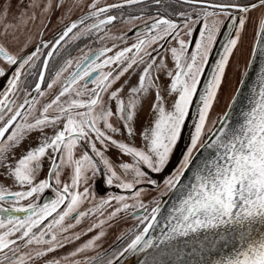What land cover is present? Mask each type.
<instances>
[{
	"label": "snow or ice",
	"instance_id": "6c2138e0",
	"mask_svg": "<svg viewBox=\"0 0 264 264\" xmlns=\"http://www.w3.org/2000/svg\"><path fill=\"white\" fill-rule=\"evenodd\" d=\"M177 2L201 5L193 8L195 19L193 12L183 11L177 13L181 23L165 15L146 20L143 16L128 18L126 24L135 26L137 20L144 24L135 33V42L115 51V43L89 49L80 57L65 60L47 82V89H52L63 80L60 90L42 107H38V97L46 94L42 84L58 46L66 39L75 41L89 35L98 36L101 42L123 40L108 35V26L117 20L111 10L141 5L145 0H121L104 6H100L101 0H92L87 13L67 24L54 43L41 42L34 50L25 51L29 38L21 49L23 54L12 48L20 43L27 26L37 20L36 10L43 18L54 8L63 7L65 0H30L31 11L21 12L14 22L7 21L10 9L0 8V63L9 69L15 66L0 91V182L11 179L20 188L10 191L0 186V264H123L128 256L141 254L138 264H264V68L258 87L252 89L246 109L240 112L239 122H230V111L210 119L225 69L253 11L260 15L251 51L253 56L258 52L264 57V0L243 4L236 0ZM81 3L72 0L68 11ZM154 3L163 5L164 0ZM89 20L92 22L86 23ZM224 20L231 21L227 27L232 32L226 34L219 58L202 83ZM197 27L198 38L190 47ZM172 41L177 46L164 47ZM43 50L48 51L42 59ZM165 52H170L174 61V70L167 71L170 82L164 86L167 95L174 97L171 105L165 106L164 96L157 90L149 109L154 115L140 133L142 146L118 141L114 138L117 134L128 138L136 135L141 100L150 90L159 89V77L154 72L166 67ZM134 66L143 68L125 100L121 98L122 89L112 88ZM6 75L7 69L0 67V78ZM29 75L38 76L31 91L26 84ZM240 91L236 89L237 94ZM21 93L22 102H18ZM236 101L234 95L228 108L232 109ZM112 102L115 111L108 106ZM193 105L196 118L189 142L175 171L161 185L151 174L163 172L180 149ZM48 129H52L51 134ZM33 133H39L36 146L7 163L17 146ZM112 148L118 157H131L132 162L114 164L106 156ZM201 150H211L212 155L196 166L191 182L184 184L182 177ZM45 160L48 169L45 178L39 179ZM64 174L68 182L62 180ZM97 179L130 195L97 198L90 191ZM138 185L155 188L159 196L145 203L142 197L150 189ZM47 189L54 198H44ZM174 191L177 198L165 214L160 197ZM121 214L135 221L133 228L116 237L123 246L98 251L106 235L104 226L110 227ZM86 219L92 223L74 231ZM97 229L95 235L66 255H51Z\"/></svg>",
	"mask_w": 264,
	"mask_h": 264
},
{
	"label": "water",
	"instance_id": "95a60500",
	"mask_svg": "<svg viewBox=\"0 0 264 264\" xmlns=\"http://www.w3.org/2000/svg\"><path fill=\"white\" fill-rule=\"evenodd\" d=\"M118 2H121V0L114 1V2H104L103 1V2H101L100 6H104L105 4H110V3H118ZM194 7H201V5L194 6ZM87 11L88 10H86L83 13L77 15L74 19L70 20L68 22V24H70L72 21L78 20L81 16L86 14ZM230 11L232 12L233 15L236 14L234 10H230ZM156 15H161V14L128 15L129 17L128 16H126L127 18L124 17L125 18L124 20L126 21L128 18L133 17V16H143L145 18V20H146L148 17L156 16ZM259 15H260V13L257 16H250L251 19H249V21H248V23L250 22V20H253L254 22H256L255 26H254V30H251L250 28H248L249 33L253 34V38L252 39H248V43L246 45V48H248V51L250 53H249V55H247V60L245 61L246 62L245 66L241 69V74L239 76V80L237 78V82L235 83V90H234L229 102L227 103L226 107L223 110V112L230 111L232 113V116L230 118V122L234 123V124L239 122L242 119V117L240 116V112L246 109V106H247V103H248V98L252 94V89L258 87V77H259V74L261 72V69L264 68V57H261L258 52H257V54L255 56H253L252 55V51H251L253 45L256 43V40H255V29H256V26L258 24ZM193 18L195 19V14H193ZM221 19H224V18L222 17ZM173 20L176 21L177 23H181L182 22V18L179 17V16H178L177 19H173ZM134 23H135V26H133L132 24H126L124 22V24H123L124 28L122 30V35H115V37H123L124 38L123 40H121V39H116V40L111 39V40L107 41L106 43H101V45H98L97 47H91L90 49L95 50V49L103 47V46L112 47L113 43L117 44V46H118L116 49H114V51L115 50H119V48H122L124 46H130L131 43L135 42V33L137 31L143 29V27H144L143 22L140 21V20H137ZM229 23H231L230 20H224V24L221 26L220 33L218 34V42L214 45L212 53H211V56H210V59H209V63L205 67V72H204V74L202 76V83L207 81V78H208V76L211 73V69H212V66H213L215 60L219 58V53H220V51H222V44L224 43V41L226 39V34L232 32V29H229L227 27V25ZM63 29H62V31H63ZM129 29H132V30L129 31ZM185 38H186V40L188 39L187 36H184V39ZM195 38H198V27H197V30L194 32L193 43L190 45V47L194 46V39ZM86 46H83V47H86ZM173 46H177L175 41H172L171 44H165L164 45L165 48H170V47H173ZM83 47H81L80 49L82 50ZM80 49H78L76 51V53L78 51H81ZM88 50L89 49L87 48V51ZM111 54L112 53H109V55H111ZM249 61H251L250 64H249ZM142 68H143V66H140L139 68H136L134 66V69L130 70L128 73H126L113 86L112 90L115 91L116 89H122L121 98H124L126 100L127 97H125V96H127V93L129 91V89L132 86H135L137 84L140 72L142 71ZM172 70H174V61H172ZM154 76H158L159 77L157 72H154ZM241 79H243V81H244L243 84L240 83ZM158 81H159V79L156 80V84H158ZM237 88L241 89L239 94H237V92H236ZM157 90H159V89H155L154 88L152 90L153 98H154L155 92ZM33 95H35V93H33ZM234 95L237 96V101L233 105V108L229 109L228 108V104L232 103V97ZM39 101L44 102V104L48 103V99H44L43 100L42 97H41V99ZM50 101H51V99H50ZM143 102H144V98L141 100V103H143ZM111 105H113V107L115 109V103L112 102L108 106L111 107ZM142 105L143 104L140 105L138 111H140ZM223 112L221 113V115L223 114ZM195 113H196V107H195V105H193V107L191 109L190 118H188V120H187V127L183 131V140L180 143V149L173 153V156H172V158L170 160V163L166 166V168L164 169L163 172H161L159 174H151L152 178L157 180L161 185L163 184V180L165 178H167L168 176H170L172 174V172L175 171L176 167L179 164L180 159L182 158V150H183L184 146L187 145L188 142H189L190 133L192 131V126L195 123V118H196L195 117ZM47 131H48L49 134L52 133V129H48ZM38 135H39V133H36L35 136L31 137V140H36V137ZM97 147H100V145L97 144ZM113 149L114 148L109 149V151L106 152V156H108L111 159L113 158V155H112ZM77 154H79V153H77ZM211 155H212V151L211 150H201L200 152L196 153L195 154V161H194L193 165L190 167V169L186 171L185 176L182 177V182L184 184L190 183L191 182V177H192V172L195 170L196 166L198 164L202 163L204 159L209 158ZM128 158L130 159V157H128ZM13 160H14V158H13ZM47 169H48V166H47ZM47 169H46V172H47ZM145 171H147V169H145ZM44 176H45V174H44ZM44 176L39 177V179H44L45 178ZM13 186H14V183H13V185H9L7 188L9 190L11 189L10 191H16V188H14ZM137 187L138 188L145 187L147 189H150L149 191L151 193L148 196H146V194L143 196V199H145V198L148 199L147 201H145V203L149 202L153 197L159 196V194L158 195L156 194L158 192V190L156 191V189L152 188L151 186L138 185ZM90 189H92L91 191L95 193L97 198H99L101 196H107L109 194H126V195L130 194V193H124L122 190L116 189L114 187H108L107 185L103 184L99 179H97L96 183L93 184L90 187ZM18 190H20V188ZM50 192H51V189H47V190H45V193L43 195H46L47 193H50ZM176 198H177V192H175V191L172 192V193H169L166 196L160 197V199L164 203V207L162 208V211L165 214H167V209L169 207H171V205L176 200ZM25 202L26 201H23L22 203H25ZM84 224L85 223L83 222L80 226H83ZM79 229H81V228H79ZM86 237H88V236H82L81 239H84ZM120 243H121L120 241L114 240L113 243H111L106 248H104V249H102L100 251L103 252L105 250H110L114 245H116V244L119 245ZM225 251H227V249H225ZM92 254L93 253H91L89 255H92ZM142 258H143L142 254L140 256H131L130 255L126 259L123 260V264H138L139 260L142 259Z\"/></svg>",
	"mask_w": 264,
	"mask_h": 264
},
{
	"label": "rangeland",
	"instance_id": "374dc122",
	"mask_svg": "<svg viewBox=\"0 0 264 264\" xmlns=\"http://www.w3.org/2000/svg\"><path fill=\"white\" fill-rule=\"evenodd\" d=\"M103 1H107V0H101V2H103ZM193 8H194V6L191 8H189L188 6L187 7L182 6V8H180L178 11L179 12H181V11L193 12ZM195 8H199V7H195ZM193 14H195V13L193 12ZM258 14H259L258 11H253L252 13H250V16H257ZM126 16H128V15H126ZM126 16H125V18H127ZM125 18L122 17V18L118 19V21L113 23L112 25L108 26V29H109L108 35L110 37H115V35H122V30L124 28L123 24L125 22V20H124ZM220 18H222V17H220ZM255 23L256 22H254L253 20H250V22L247 23L246 30L244 32H242V34H241V37H242L241 42L238 44V47L236 49H234V54L230 57L229 64L227 65V67L225 69V75H224V78L222 80L221 88L218 91L217 99L214 103V107L210 112V119H212V120L216 119L219 115H221V113L223 112L224 108L226 107L227 103L229 102V100H230V98H231V96L235 90V83L237 82V78L239 80V76L241 74V69L245 66V63H246L245 61L247 60V55H249V53H250L248 51V48H246V45L248 43V39L253 38V34L249 33L248 28H250L251 30H254ZM109 40H111V39H106V40L101 42L97 39V43L99 45H101V43H106ZM87 48L90 49L91 46L83 47L82 48L83 51L80 49L81 51H78L77 53L75 52L72 55L70 54V56L66 57L64 60L74 59V58L82 56L83 52L87 51ZM163 58H164V64L166 67L164 68V70L157 72L159 75L158 85L160 86L159 91L164 96L165 106L169 107L171 105L174 97H169L167 95V92L164 91V86L170 82L169 78L167 77V71L172 70V59H171L170 52L163 53ZM159 59L160 58H157V62H159ZM65 75H67V73ZM62 82H63V80L58 82L56 85H54V87L52 89H46L45 90L46 94H45V96L42 97V99L43 100L48 99V102H50V99H52L56 94H58ZM152 90H150L149 94H147L144 97V102L141 103L143 105H142L140 111H138V114L136 117L137 119L135 120L136 135L132 138H128L126 134L125 135L117 134L114 137L115 139H117L118 141H123V142L129 143V144H134L136 147L142 146V139H141L140 133H141L142 129L149 124L150 120L152 119V116L154 115V113L150 112V110H149L150 105L153 103V100H154ZM125 97H127V96H125ZM43 104H44V102H42L40 104V107H42ZM111 108H112V110L114 109L113 105H111ZM112 122L114 123V121H112ZM35 135H36V133H33V134L27 136L20 143V145L17 146L14 154H12L10 156V158H14V160H15V159L19 158L29 147H35L37 144V140H31V137L35 136ZM112 155H113V158L112 159L110 158V159L114 164H118L121 161L128 162V163L132 162L131 157H130L131 160L128 158V156H119L118 157L117 150H115V149H113ZM47 166H48V162L45 160L39 177L44 176L46 169H47ZM62 180L64 182H68L67 174L62 175ZM13 187L16 188V190L19 189V186L15 185V184ZM91 190L92 189H90V191ZM150 193H151L150 191H147L146 196H148ZM156 194L158 195L159 192H157ZM142 199H143V197H142ZM143 200L147 201L148 199L145 198ZM146 203H148V202H146ZM84 223L85 224L83 226H78L76 231H80L81 229H86L92 223V220L86 219L84 221ZM134 224H135V221L130 216H125L124 214H121L115 221L111 222L110 227L108 225H105L103 230L105 231L106 235L99 242L101 247L98 249V251L106 248L108 245L113 243V241L116 240V237L118 235H120L122 232H126L130 228H133ZM79 228H81V229H79ZM98 231H99V229L94 230L93 233H89L87 235L88 237H86L84 239H80L79 241H75L72 244L66 245L64 248L59 249L56 252L57 257L66 255L70 251L74 250L77 246L84 243L87 239H89L92 235H95L96 232H98ZM122 246H123V244H120V245L116 244L112 248L118 249ZM112 248L110 249V251L112 250ZM89 254H91V253H89ZM38 264H42V262H38Z\"/></svg>",
	"mask_w": 264,
	"mask_h": 264
},
{
	"label": "flooded vegetation",
	"instance_id": "af4514ba",
	"mask_svg": "<svg viewBox=\"0 0 264 264\" xmlns=\"http://www.w3.org/2000/svg\"><path fill=\"white\" fill-rule=\"evenodd\" d=\"M118 0H107L104 2H114ZM41 2H45V0H41ZM72 0H65L64 6L61 8H54L49 14H46L43 18L41 17L40 10H36L37 20L27 26V30L21 35L20 43L16 44L13 48V52H21V49L24 47V43L29 38L31 42L28 44V48L25 51L34 50V48L38 45H41V42H49L54 43L55 38H58V35L62 32V29L68 24V22L74 19L77 15L83 13L84 11L88 10L87 5L92 2V0H82L80 7L73 8L71 11H68L69 5L71 4ZM208 2L220 3L223 0H208ZM237 3H247L248 0H236ZM28 3L30 0H25L24 3H21L20 0H0V8H9L10 11L7 13V21L14 22V18L17 17L21 12H30L31 10L28 8ZM184 7H193L199 6L197 5H188L177 2V0H164L163 5H157L154 3V0H145L144 4L141 5H131L125 6L120 9H113L111 10L112 15L117 16V20L120 18H124L126 15H150V14H161L168 16L171 19L178 18L177 13L180 8ZM41 19H43V23H41ZM114 21L113 23H115ZM92 21L89 20L86 23H91ZM76 31V30H74ZM98 36L96 35H89L81 37L78 40L70 41L66 39V41L62 42L61 46H58V53L50 60L49 63V70L46 72V82L42 84V89H47V82H50L52 77L55 74V71L59 69L64 63V59L70 54L72 55L78 49L83 46H91L97 47L99 44L97 43ZM48 50H43L42 52V59L43 56L46 55ZM23 54V52H21ZM42 64V60L37 62V69L32 70L34 73L38 71L39 67ZM0 67H5L7 69V75L3 78H0V91H2L6 84L7 79H9L12 73L15 71V66L12 68H7L6 65L0 63ZM27 70V69H26ZM38 80V76L36 75H29L26 77V84L28 86L29 91L34 87L35 82ZM21 100L18 102H22ZM40 100L41 97H38ZM42 102L39 101V104ZM40 107V105H38ZM115 111V109H113ZM114 124L116 126H120L119 123L113 119ZM13 158H9L7 163H11ZM2 171V170H0ZM9 185H13V181L11 179H4L0 182V186L8 187ZM157 191V190H156ZM45 199L54 198V193L51 191L46 195H43ZM27 201L25 202V204ZM76 231V229L74 230ZM122 244V243H120ZM119 244V245H120ZM110 251V250H109ZM52 256L57 257L56 253L51 254Z\"/></svg>",
	"mask_w": 264,
	"mask_h": 264
}]
</instances>
